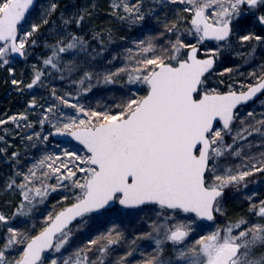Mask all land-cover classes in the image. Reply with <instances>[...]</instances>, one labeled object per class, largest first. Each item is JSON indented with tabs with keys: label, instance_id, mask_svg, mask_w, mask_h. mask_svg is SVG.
Segmentation results:
<instances>
[{
	"label": "snow or ice",
	"instance_id": "1",
	"mask_svg": "<svg viewBox=\"0 0 264 264\" xmlns=\"http://www.w3.org/2000/svg\"><path fill=\"white\" fill-rule=\"evenodd\" d=\"M0 72V264H264V0H0Z\"/></svg>",
	"mask_w": 264,
	"mask_h": 264
},
{
	"label": "rangeland",
	"instance_id": "2",
	"mask_svg": "<svg viewBox=\"0 0 264 264\" xmlns=\"http://www.w3.org/2000/svg\"><path fill=\"white\" fill-rule=\"evenodd\" d=\"M18 70H19V66ZM2 75L0 74V114H3L4 112H15L19 106V104L22 102L18 99L17 95L14 91H12L10 88L7 90L6 94L4 93L3 86V79Z\"/></svg>",
	"mask_w": 264,
	"mask_h": 264
},
{
	"label": "trees",
	"instance_id": "3",
	"mask_svg": "<svg viewBox=\"0 0 264 264\" xmlns=\"http://www.w3.org/2000/svg\"><path fill=\"white\" fill-rule=\"evenodd\" d=\"M0 74H1L2 76L4 75L2 72H0ZM3 86H5V87H3V89H4V93L6 94L7 90H9V87H8V85H6V84H4Z\"/></svg>",
	"mask_w": 264,
	"mask_h": 264
}]
</instances>
